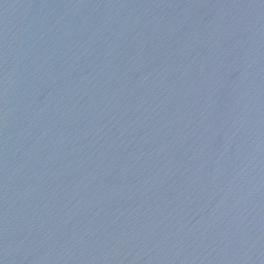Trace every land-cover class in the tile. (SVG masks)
<instances>
[{
    "label": "water",
    "instance_id": "water-1",
    "mask_svg": "<svg viewBox=\"0 0 264 264\" xmlns=\"http://www.w3.org/2000/svg\"><path fill=\"white\" fill-rule=\"evenodd\" d=\"M0 264H264V0H0Z\"/></svg>",
    "mask_w": 264,
    "mask_h": 264
}]
</instances>
